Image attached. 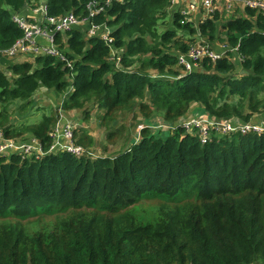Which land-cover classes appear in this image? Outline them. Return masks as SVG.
Segmentation results:
<instances>
[{
	"label": "trees",
	"instance_id": "1",
	"mask_svg": "<svg viewBox=\"0 0 264 264\" xmlns=\"http://www.w3.org/2000/svg\"><path fill=\"white\" fill-rule=\"evenodd\" d=\"M28 1L0 0V126L6 137L35 139L44 154L0 158V220L79 210L47 234L0 222V264H264V133L213 132L202 143L182 127L163 131L142 121L156 116L177 123L194 108L220 121L263 112L264 12L246 8L247 17L223 19L216 11L196 27L181 23L171 0L115 1L96 20L114 29L120 64L108 59L104 41L76 27L61 46L76 60L71 77L53 56L19 61L5 54L23 36L12 13ZM89 1L46 0L55 16L82 14ZM166 18L172 26L161 31ZM197 33L214 48L218 39L238 47L245 72L235 75V62L223 57L181 73L178 53ZM41 88L49 105L33 98ZM15 100L20 112L34 108L41 118L12 123L8 108ZM61 113L79 118L74 139L87 151L81 156L48 152ZM92 117L104 130L100 147L122 144V152L94 153L97 141L80 125ZM133 132L139 141L128 146ZM184 193L196 199L183 213L145 222L131 211L142 198L173 200Z\"/></svg>",
	"mask_w": 264,
	"mask_h": 264
},
{
	"label": "built area",
	"instance_id": "2",
	"mask_svg": "<svg viewBox=\"0 0 264 264\" xmlns=\"http://www.w3.org/2000/svg\"><path fill=\"white\" fill-rule=\"evenodd\" d=\"M115 1L123 2L125 0H90L84 13L77 14L73 10L62 15H49L47 2L37 7L32 6V10L37 14L30 18V15L23 8L13 11L12 17L23 30V36L15 41L12 47L5 51V54L11 59L26 61L28 57H37L49 55L57 58L63 63L64 69L70 70V76H74L75 59L70 58L62 44L66 43L67 33L76 27L85 29L87 38L96 37L104 41L109 47V60L118 66L122 59L123 49L116 47L114 29L106 22H98L96 17L105 12L106 8ZM184 3V8L173 9V12H179L182 15L181 23H193L196 27L199 21L210 17L212 13L220 11L225 14L234 16L237 10L246 8L256 9L264 12V0H179ZM178 0H171L170 6L177 5ZM32 4V3H30ZM202 13L200 19L193 20V14ZM233 14V15H231ZM62 36V40H56L57 35ZM195 41L189 46L185 52L178 53L176 67L181 73H189L195 69L204 67L203 62L209 60L215 63L223 57H229V51L237 52L238 47L230 48L224 42L221 50L215 49L209 44L205 38L197 33ZM240 60L242 57L240 55ZM1 67V66H0ZM7 71V70H6ZM10 76L11 73L7 71ZM71 85L69 90H72ZM198 108L192 109L188 117L181 119L177 123H166V130H174L182 127L186 133L195 134L200 137L202 143H206L213 132L231 136L236 133H264V111L255 114L250 120L243 121L240 118H231L226 120H218L208 114L206 111L197 112ZM64 115L61 113V119L50 133L53 143L48 152L57 153L61 150L72 152L81 156L85 152V148L75 142L74 131L79 125V118L73 117L62 122ZM140 130L144 128L141 124L138 126ZM162 128V129H164ZM42 155L41 144L35 139L25 141L6 137L3 128L0 126V158L7 157L10 154H18L22 157L32 155ZM98 155L96 152H94ZM94 154V155H95Z\"/></svg>",
	"mask_w": 264,
	"mask_h": 264
},
{
	"label": "rangeland",
	"instance_id": "3",
	"mask_svg": "<svg viewBox=\"0 0 264 264\" xmlns=\"http://www.w3.org/2000/svg\"><path fill=\"white\" fill-rule=\"evenodd\" d=\"M170 11L172 12L173 9ZM244 12L246 13V11H244ZM242 13H239V10H237L236 13H233L234 14L233 17L241 16V15H243ZM233 14H231V15H233ZM230 17H232V16L225 14L223 19H228ZM170 18H171V16H170ZM170 18H166L167 20H164L163 22H162V20L160 21L159 30L163 31L162 29L170 28L172 26ZM179 33L182 35L188 36V33H185L182 30H179ZM221 37L224 38V36H221ZM223 45H224V42L221 39H218L217 43L214 44V46L216 47L215 49H218V50H221ZM229 58L235 62V71L233 72L235 75H241L242 73L245 72V70L241 66V63H240L241 60L239 59L240 55L238 52L235 51L234 55L233 54L230 55ZM152 73L154 74V72H152ZM40 96H41V94L38 96L35 94L33 98L35 99V101L39 102L40 105H49L50 104V101H51L50 97H49V99H47V97L45 96L43 99H41ZM39 99H41V100H39ZM21 106H22L21 102L17 101V100L13 101L12 104L9 106L8 112L10 114V121L12 123L25 125V124L33 123V122L37 121L38 118L39 119L41 118V115L38 113L32 114L33 112H37L34 110V108H33V110H31L30 108L29 109L26 108L24 111L20 112L19 108ZM122 115H123V113H122ZM154 117H156V116H154ZM137 124H139V122ZM80 125L89 127L90 131L92 133H94L93 135L96 137L95 139L97 141V145H96V147H97L96 150H98L97 154H102V155L106 154L107 156H113L119 152H122V150L124 149V146L122 144H116V143L115 144H108L107 149L100 147L101 141L104 139V130H102L99 126H97L96 120L94 119V117L91 118L90 122H84L83 120H81ZM136 127H137V125H136ZM135 128H134V130H135ZM26 129H27V127H26ZM27 134H28V132L25 133L24 135H27ZM131 142H132V140H130V143L128 146H130ZM195 199H196L195 196H193L192 194H188V193H184L181 195L180 198L173 199V200L163 199L161 197H156V196L155 197L148 196V197L142 198L139 201V203L134 205L131 208V211L137 217L142 219V221H145V222L156 221L160 218V216L162 214H165L168 211H176L178 213H183L184 211H186L188 209V207L190 208L192 206L191 204L195 202ZM133 208L136 211H134ZM73 210L78 211L79 209H69V212H67V211H63V212H61V211H59V212L38 211L36 213V215L29 217V218L19 219V218H14V217H7L5 219L0 220V222H3L5 224L19 223L22 226H24L26 228V230H28V231H35V230H42L43 231L44 230L43 233L47 234L50 232V230H55V229L58 230V228L60 226L59 222L61 220L62 221L69 220L72 217Z\"/></svg>",
	"mask_w": 264,
	"mask_h": 264
},
{
	"label": "crops",
	"instance_id": "4",
	"mask_svg": "<svg viewBox=\"0 0 264 264\" xmlns=\"http://www.w3.org/2000/svg\"><path fill=\"white\" fill-rule=\"evenodd\" d=\"M46 2V0H31V1H28L27 3H26V6L23 8L24 10H26L27 11V13L30 15V18H32V17H34V16H36L37 17V14L36 13H34L33 12V10H32V6L35 8V7H37V6H39V5H43L44 3ZM30 3H32V4H30ZM184 8V3H182V2H180L179 0H178V2H177V5L176 6H174V7H172V6H170L169 7V9L170 10H172V9H178V8ZM243 12V13H242ZM240 13H242L243 14V16H245V17H247V14L244 12V10H240ZM201 14L202 13H199V12H197V13H195V14H193V20H195V21H197L198 19H200V16H201ZM44 93V94H43ZM47 93H48V91H47V89L46 88H41L37 93H36V95L38 96V95H40L41 94V96H40V98L41 99H43L45 96L47 97V99H49V96L47 95ZM41 99H39V100H41ZM38 100V101H39ZM203 111H206V110H204L203 108H198L197 109V112L199 113V112H203ZM63 114V113H62ZM64 115V117H62V122H64V121H66V120H68V119H70L71 117H68V115H66V114H63ZM143 121V123L146 125V126H150V127H152V128H156V129H162V128H164L165 127V122L166 121H164V120H162V119H160V118H157V117H153V118H151V119H149V120H147V119H144V120H142ZM166 123H168V122H166ZM163 131H167L165 128L163 129ZM136 132V131H135ZM91 134L93 135L94 133H92L91 132ZM136 136H137V134H135ZM94 136V135H93ZM95 137V136H94ZM96 138V137H95ZM137 138V137H136ZM139 141V139L138 140H136L135 138H134V132H133V136H132V142L134 143V142H138Z\"/></svg>",
	"mask_w": 264,
	"mask_h": 264
}]
</instances>
